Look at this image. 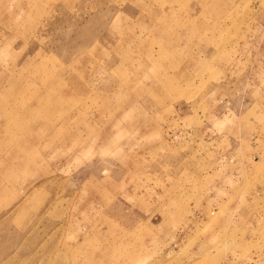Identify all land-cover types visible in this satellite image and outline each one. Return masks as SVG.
I'll list each match as a JSON object with an SVG mask.
<instances>
[{
  "label": "rangeland",
  "instance_id": "374dc122",
  "mask_svg": "<svg viewBox=\"0 0 264 264\" xmlns=\"http://www.w3.org/2000/svg\"><path fill=\"white\" fill-rule=\"evenodd\" d=\"M254 78L264 0H0V264H264Z\"/></svg>",
  "mask_w": 264,
  "mask_h": 264
},
{
  "label": "crops",
  "instance_id": "0c3cea01",
  "mask_svg": "<svg viewBox=\"0 0 264 264\" xmlns=\"http://www.w3.org/2000/svg\"><path fill=\"white\" fill-rule=\"evenodd\" d=\"M254 77V76H253ZM259 77V76H258ZM253 86H251V88L253 89H257L258 88H263V82L264 81H258L257 79L254 78L253 81ZM262 83V84H261ZM186 170H189V167L186 168ZM175 172H178L177 175L180 174L181 170L177 169ZM179 182V180H176ZM171 188L172 190L178 191V190H188L189 189V185L188 184H184V183H175L173 182V184L170 186H167V189ZM160 221H163V219H160Z\"/></svg>",
  "mask_w": 264,
  "mask_h": 264
}]
</instances>
